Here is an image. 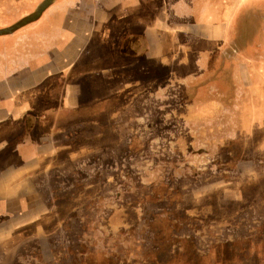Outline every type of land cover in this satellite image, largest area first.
Wrapping results in <instances>:
<instances>
[{"label":"crops","instance_id":"crops-1","mask_svg":"<svg viewBox=\"0 0 264 264\" xmlns=\"http://www.w3.org/2000/svg\"><path fill=\"white\" fill-rule=\"evenodd\" d=\"M9 13L0 28L23 17ZM141 100L264 172V0H54L0 35L2 260L17 228L67 208L65 228L86 210L77 191L104 180L108 133L134 132Z\"/></svg>","mask_w":264,"mask_h":264},{"label":"rangeland","instance_id":"rangeland-1","mask_svg":"<svg viewBox=\"0 0 264 264\" xmlns=\"http://www.w3.org/2000/svg\"><path fill=\"white\" fill-rule=\"evenodd\" d=\"M40 2L0 5V13L22 17ZM143 103L134 132L108 133L104 180L77 191L75 206L86 210L65 228L57 224L67 208L17 228L5 247L14 260L0 251V264H264V172L182 133L178 115H146ZM122 118L127 128L131 117Z\"/></svg>","mask_w":264,"mask_h":264},{"label":"water","instance_id":"water-1","mask_svg":"<svg viewBox=\"0 0 264 264\" xmlns=\"http://www.w3.org/2000/svg\"><path fill=\"white\" fill-rule=\"evenodd\" d=\"M53 1L54 0H42L29 14L23 16L10 26L0 28V35L11 33L19 27L36 20Z\"/></svg>","mask_w":264,"mask_h":264}]
</instances>
